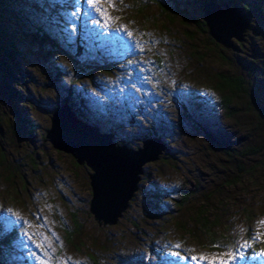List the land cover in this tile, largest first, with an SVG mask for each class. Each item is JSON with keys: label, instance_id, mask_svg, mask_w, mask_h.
<instances>
[{"label": "rangeland", "instance_id": "rangeland-1", "mask_svg": "<svg viewBox=\"0 0 264 264\" xmlns=\"http://www.w3.org/2000/svg\"><path fill=\"white\" fill-rule=\"evenodd\" d=\"M224 2L249 16L238 53L199 31L203 0H0L6 264H264V0ZM220 77L243 84L226 108ZM63 101L116 146L166 145L114 226L88 214L89 170L44 141Z\"/></svg>", "mask_w": 264, "mask_h": 264}, {"label": "water", "instance_id": "water-1", "mask_svg": "<svg viewBox=\"0 0 264 264\" xmlns=\"http://www.w3.org/2000/svg\"><path fill=\"white\" fill-rule=\"evenodd\" d=\"M201 21L206 35L223 49L238 53L231 40L244 41L249 28L247 16L234 4L206 0L201 7ZM38 52L42 51L39 35L30 34ZM243 56L258 59L253 50ZM113 135L100 133L95 126L77 119L67 104L53 110L44 134L52 150L70 156L76 166L89 170L90 199L88 214L97 226H114L126 211L137 191L142 167L158 161L166 145L157 137L145 139L136 150L116 146Z\"/></svg>", "mask_w": 264, "mask_h": 264}, {"label": "trees", "instance_id": "trees-1", "mask_svg": "<svg viewBox=\"0 0 264 264\" xmlns=\"http://www.w3.org/2000/svg\"><path fill=\"white\" fill-rule=\"evenodd\" d=\"M205 1L206 0H203V2H205ZM216 1L217 2H221V1L224 2V0H216ZM230 5H232V4H230ZM236 6L241 10V8L238 5H236ZM245 15L247 16V19H249L248 14H245ZM196 25L198 26V29H199V31L201 33L206 34V31H205V28H204V25H203L202 21L198 22ZM39 39H40V43L42 45L45 42V39L43 37H41ZM208 41L215 48H218V49L222 50V48L220 46L216 45L209 37H208ZM0 49L3 52V57H1V59H7L9 61L11 60V62H12L14 54L10 53V52L6 53L5 52L6 50L4 48H1V43H0ZM4 56H5V58H4ZM3 64L4 63H2V65ZM4 70H5V72H9L8 69H4ZM215 91H217L220 94H222L225 91L228 94L227 96H223L221 98L222 106H223V108H226L227 105L230 102V97L232 95H234V93H238V92H242L243 91V84H242L241 80L238 79V78L220 77L218 79V83L215 85ZM64 103H67V102L63 101V104ZM11 107H13V105H11ZM21 122H24V120H21ZM204 138H205L206 142L208 143V145L210 147H212L213 149H217L218 151H220L222 154H224L226 156H229L228 152L226 150H224L222 147H220L219 144L215 143L208 134H204ZM256 154H257V151L252 149V148H244L239 153L241 158L252 157V156H255ZM9 235L10 234H7L6 236H4L2 232L0 233V264H6V262H5L4 258H3V256H4L3 247H6V246L9 245ZM245 255H246V253H244V256ZM246 264H250V262H247Z\"/></svg>", "mask_w": 264, "mask_h": 264}, {"label": "snow or ice", "instance_id": "snow-or-ice-1", "mask_svg": "<svg viewBox=\"0 0 264 264\" xmlns=\"http://www.w3.org/2000/svg\"><path fill=\"white\" fill-rule=\"evenodd\" d=\"M128 35H132L131 33H128ZM176 247H180L179 245H177ZM177 256L179 255L178 253L176 254ZM235 257H230V259H234ZM193 259H195V257H193Z\"/></svg>", "mask_w": 264, "mask_h": 264}, {"label": "bare ground", "instance_id": "bare-ground-1", "mask_svg": "<svg viewBox=\"0 0 264 264\" xmlns=\"http://www.w3.org/2000/svg\"><path fill=\"white\" fill-rule=\"evenodd\" d=\"M248 21H249V20H248ZM249 28H250V25H249ZM249 28H248V30H249ZM248 30H247V31H248ZM247 31H246V32H247ZM246 32H245V34H246ZM245 34H244V35H245Z\"/></svg>", "mask_w": 264, "mask_h": 264}]
</instances>
